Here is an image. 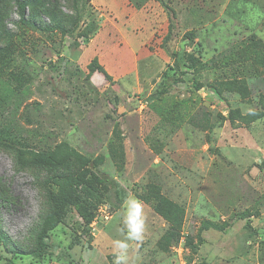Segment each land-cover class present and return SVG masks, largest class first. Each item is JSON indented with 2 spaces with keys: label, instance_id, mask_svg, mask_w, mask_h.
Here are the masks:
<instances>
[{
  "label": "rangeland",
  "instance_id": "obj_1",
  "mask_svg": "<svg viewBox=\"0 0 264 264\" xmlns=\"http://www.w3.org/2000/svg\"><path fill=\"white\" fill-rule=\"evenodd\" d=\"M121 254L264 264V0H0V264Z\"/></svg>",
  "mask_w": 264,
  "mask_h": 264
},
{
  "label": "trees",
  "instance_id": "obj_2",
  "mask_svg": "<svg viewBox=\"0 0 264 264\" xmlns=\"http://www.w3.org/2000/svg\"><path fill=\"white\" fill-rule=\"evenodd\" d=\"M98 68L106 76L108 75L105 69L103 68V66H99ZM79 157L80 159H83L82 156H79ZM93 175L94 174L90 172V179H92ZM52 198L54 202L56 203V207L54 210L50 211L48 215L45 217V219L43 220V223L36 237V247L32 251V253L38 257L45 254V250L47 249V239L49 238V231L52 229V227L57 226L61 222L65 214L66 205L68 202H70L69 198L67 197L65 198L58 194L52 195ZM82 215L83 217H86L84 213Z\"/></svg>",
  "mask_w": 264,
  "mask_h": 264
},
{
  "label": "clouds",
  "instance_id": "obj_3",
  "mask_svg": "<svg viewBox=\"0 0 264 264\" xmlns=\"http://www.w3.org/2000/svg\"><path fill=\"white\" fill-rule=\"evenodd\" d=\"M134 211H135V216H133L132 219L136 221V225H134L133 230L129 233V238L139 239L140 231L143 226L142 221L140 220L141 204L139 201L134 202ZM116 244H117V247L121 250H124L127 248L126 243L117 241ZM122 260H124L123 254L119 255L117 264H120Z\"/></svg>",
  "mask_w": 264,
  "mask_h": 264
},
{
  "label": "crops",
  "instance_id": "obj_4",
  "mask_svg": "<svg viewBox=\"0 0 264 264\" xmlns=\"http://www.w3.org/2000/svg\"><path fill=\"white\" fill-rule=\"evenodd\" d=\"M129 47V46H128ZM134 54V53H133ZM115 59V58H114ZM134 60H135V58H134ZM112 61V60H111ZM101 62L104 64V66L106 65V67L108 68V70H109V72H111V73H113V74H117L116 72H120V70L118 69V70H113V68H112V70H111V68H109L108 67V65L106 64V62L105 61H103V60H101ZM121 63V61H119V64ZM134 64H135V61L133 62V66H134ZM121 67L123 68V69H121V70H124V67L126 66V63L125 62H123V63H121Z\"/></svg>",
  "mask_w": 264,
  "mask_h": 264
},
{
  "label": "built area",
  "instance_id": "obj_5",
  "mask_svg": "<svg viewBox=\"0 0 264 264\" xmlns=\"http://www.w3.org/2000/svg\"><path fill=\"white\" fill-rule=\"evenodd\" d=\"M102 212H105L106 217H108V214H106V210L104 208H101Z\"/></svg>",
  "mask_w": 264,
  "mask_h": 264
}]
</instances>
